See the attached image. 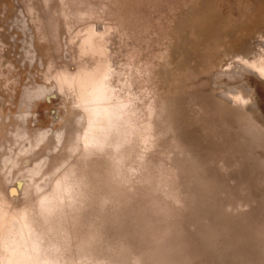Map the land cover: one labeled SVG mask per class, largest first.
<instances>
[{
    "label": "rangeland",
    "instance_id": "rangeland-1",
    "mask_svg": "<svg viewBox=\"0 0 264 264\" xmlns=\"http://www.w3.org/2000/svg\"><path fill=\"white\" fill-rule=\"evenodd\" d=\"M88 27L107 34L127 108L103 161L88 152L29 220L40 259L264 264V83L237 66L264 56V0H0V202L22 203L64 158L54 137L79 112L50 76L74 70ZM78 172L94 180L84 202Z\"/></svg>",
    "mask_w": 264,
    "mask_h": 264
},
{
    "label": "bare ground",
    "instance_id": "bare-ground-1",
    "mask_svg": "<svg viewBox=\"0 0 264 264\" xmlns=\"http://www.w3.org/2000/svg\"><path fill=\"white\" fill-rule=\"evenodd\" d=\"M76 44L78 53L74 60V70H56L50 76L54 80L57 90L64 96L70 97L74 107L79 112L67 140H64V132L56 133L54 137L55 146L53 148L55 152L60 151L64 144L63 150L66 154L54 166L52 174H46L37 183L36 188L29 190L26 199L22 203L17 204V193L15 192L13 193L14 197L12 196L14 201L11 206L7 201L0 202V264H47V262L40 259L39 250L31 240L30 221L34 222L41 218L40 215L44 212L42 211L43 206L52 203L53 197L51 196L60 197V194L56 191L61 184H66L67 171L71 167L75 164L80 166L83 157H89L88 152L99 156L102 162L103 158L108 155L112 142L116 141L115 137H112L114 135L112 132L122 120L127 102L124 97L125 85L119 79L122 74L116 73L109 56L107 34L100 32L96 27H88ZM237 66L251 71L264 83V56L261 55L253 61L241 59ZM235 73H237L235 68L224 72L229 77H234ZM116 76L118 79H116L118 81L117 85L120 83L119 89L115 87L116 84L114 85ZM222 94L225 99L238 106V111L247 114L246 105L250 100L245 93L227 90ZM45 135L48 136V134ZM41 139L39 141H43V139L45 141L46 138L41 137ZM22 140L17 137L14 139L13 143L16 144L17 150L31 152L34 148L33 145H29L27 149L26 141ZM4 149L2 146L0 147L2 158L4 157ZM9 149L11 150V148ZM50 152L46 153L48 157L52 155L53 151ZM48 157L46 155V159L39 164L40 171L45 169ZM97 164L98 162L94 164L91 162L89 164L90 170L92 171ZM78 173L80 176L71 180L72 184H82L80 187L86 190L84 194H80V200L84 202L88 199L89 192L94 190V180H91L89 176L81 175L80 172ZM89 184H92L93 187H89ZM63 189L64 187H61V190ZM76 191L78 193V190ZM106 200L105 196L100 199V202H103L102 205ZM16 208L21 210L18 212ZM94 252L93 249H87V253H90L91 256Z\"/></svg>",
    "mask_w": 264,
    "mask_h": 264
}]
</instances>
